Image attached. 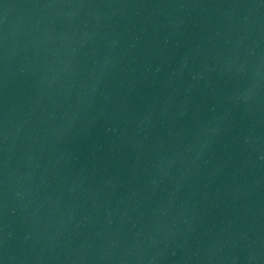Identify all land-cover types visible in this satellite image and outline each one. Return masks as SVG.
<instances>
[{"label":"water","instance_id":"1","mask_svg":"<svg viewBox=\"0 0 264 264\" xmlns=\"http://www.w3.org/2000/svg\"><path fill=\"white\" fill-rule=\"evenodd\" d=\"M0 264H264V0H0Z\"/></svg>","mask_w":264,"mask_h":264}]
</instances>
